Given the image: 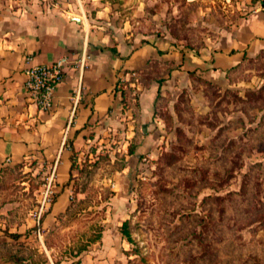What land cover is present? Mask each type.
<instances>
[{"label":"rangeland","instance_id":"rangeland-1","mask_svg":"<svg viewBox=\"0 0 264 264\" xmlns=\"http://www.w3.org/2000/svg\"><path fill=\"white\" fill-rule=\"evenodd\" d=\"M158 2L153 30L184 48L204 46L226 15L204 0ZM225 76L191 74L187 86L162 89L153 140L76 159L70 204L53 220L56 192L42 209L39 167L2 169L0 264H264V55Z\"/></svg>","mask_w":264,"mask_h":264},{"label":"crops","instance_id":"crops-1","mask_svg":"<svg viewBox=\"0 0 264 264\" xmlns=\"http://www.w3.org/2000/svg\"><path fill=\"white\" fill-rule=\"evenodd\" d=\"M30 1L0 6V172L25 162L47 179L54 170L51 220L70 204L72 154L80 160L110 143L153 140L162 89L187 86L197 73L219 83L264 55V0H204L226 15L210 20L218 27L203 35L198 49L175 46L153 30L148 9L160 10L158 0ZM60 59L66 61L63 81L51 109L41 111L23 85L25 70ZM121 83L132 87L126 106Z\"/></svg>","mask_w":264,"mask_h":264},{"label":"built area","instance_id":"built-area-1","mask_svg":"<svg viewBox=\"0 0 264 264\" xmlns=\"http://www.w3.org/2000/svg\"><path fill=\"white\" fill-rule=\"evenodd\" d=\"M260 11L264 12V6L260 7ZM27 60H31L30 56H26ZM65 59H60L50 65L36 64L31 65L25 70L24 87L29 94L32 102L41 111H49L53 105L54 92L57 85L63 81ZM79 66L83 64V59L79 60ZM54 170L51 176L47 179L42 193L41 208H45L51 204L50 196L53 194ZM39 216L37 217L36 225H39ZM40 234V231H38Z\"/></svg>","mask_w":264,"mask_h":264},{"label":"trees","instance_id":"trees-1","mask_svg":"<svg viewBox=\"0 0 264 264\" xmlns=\"http://www.w3.org/2000/svg\"><path fill=\"white\" fill-rule=\"evenodd\" d=\"M239 66V65H238ZM237 67V66H236ZM235 69V67L233 68V69H231V71L232 70H234ZM230 72V71H229ZM147 78H149L150 79V75H148L147 76ZM132 80H134V78H132ZM158 82H160V79H158ZM121 85V93H122V95H123V105L124 106H126L127 105V101H126V97H128L130 94H131V92H132V87H129V86H126V88H123V86L125 85V84H120ZM158 96V95H157ZM157 98V97H156ZM136 106H137V104H135ZM132 152V151H131ZM76 164V155H75V153L74 154H72L71 155V167H70V169H72L73 167H74V165ZM73 170V169H72ZM128 224H127V221H124L123 223H122V226H121V232H122V234L125 236V238L129 241V240H131V237H130V233H129V231H128Z\"/></svg>","mask_w":264,"mask_h":264}]
</instances>
